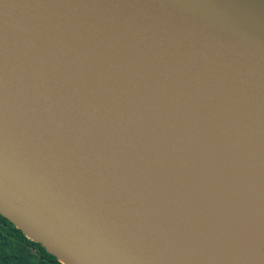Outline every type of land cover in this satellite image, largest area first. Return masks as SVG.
<instances>
[{
	"label": "water",
	"instance_id": "1",
	"mask_svg": "<svg viewBox=\"0 0 264 264\" xmlns=\"http://www.w3.org/2000/svg\"><path fill=\"white\" fill-rule=\"evenodd\" d=\"M206 184L264 196V0H0L2 216L63 264H222Z\"/></svg>",
	"mask_w": 264,
	"mask_h": 264
},
{
	"label": "bare ground",
	"instance_id": "2",
	"mask_svg": "<svg viewBox=\"0 0 264 264\" xmlns=\"http://www.w3.org/2000/svg\"><path fill=\"white\" fill-rule=\"evenodd\" d=\"M198 192L236 193V201L240 209L228 214L224 220L226 245L216 241L211 232L203 226L202 235L211 249L222 260V264H264V196L250 190H236L216 184L200 185L193 188ZM190 215H194L198 223L202 222L199 214L191 206ZM204 222V221H203Z\"/></svg>",
	"mask_w": 264,
	"mask_h": 264
},
{
	"label": "trees",
	"instance_id": "3",
	"mask_svg": "<svg viewBox=\"0 0 264 264\" xmlns=\"http://www.w3.org/2000/svg\"><path fill=\"white\" fill-rule=\"evenodd\" d=\"M0 264H63L0 214Z\"/></svg>",
	"mask_w": 264,
	"mask_h": 264
}]
</instances>
